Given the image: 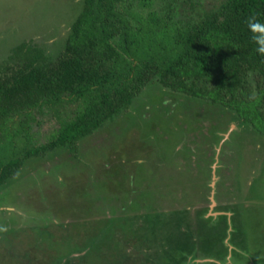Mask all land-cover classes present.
Returning <instances> with one entry per match:
<instances>
[{
	"label": "rangeland",
	"instance_id": "1",
	"mask_svg": "<svg viewBox=\"0 0 264 264\" xmlns=\"http://www.w3.org/2000/svg\"><path fill=\"white\" fill-rule=\"evenodd\" d=\"M82 8L0 0V66L25 42L57 59ZM76 110L35 112L34 146ZM231 114L155 81L76 151L27 159L0 189V264H264V135Z\"/></svg>",
	"mask_w": 264,
	"mask_h": 264
},
{
	"label": "trees",
	"instance_id": "2",
	"mask_svg": "<svg viewBox=\"0 0 264 264\" xmlns=\"http://www.w3.org/2000/svg\"><path fill=\"white\" fill-rule=\"evenodd\" d=\"M197 5L203 8L195 0H83L57 59L30 42L13 48L0 66V189L27 159L76 151L155 81L227 108L264 135V0H220L183 13ZM74 103V116L34 146L35 112ZM176 216L181 225L186 214ZM162 218L160 230L168 225Z\"/></svg>",
	"mask_w": 264,
	"mask_h": 264
},
{
	"label": "clouds",
	"instance_id": "3",
	"mask_svg": "<svg viewBox=\"0 0 264 264\" xmlns=\"http://www.w3.org/2000/svg\"><path fill=\"white\" fill-rule=\"evenodd\" d=\"M252 26H253V23L250 22L249 27L251 28ZM258 51H260V52H264V49H258Z\"/></svg>",
	"mask_w": 264,
	"mask_h": 264
}]
</instances>
